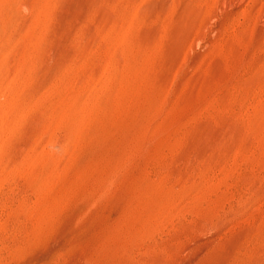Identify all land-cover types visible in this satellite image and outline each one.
<instances>
[{
  "label": "rangeland",
  "instance_id": "obj_1",
  "mask_svg": "<svg viewBox=\"0 0 264 264\" xmlns=\"http://www.w3.org/2000/svg\"><path fill=\"white\" fill-rule=\"evenodd\" d=\"M0 264H264V0H0Z\"/></svg>",
  "mask_w": 264,
  "mask_h": 264
}]
</instances>
